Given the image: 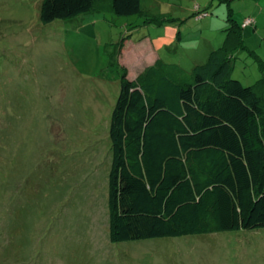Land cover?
Wrapping results in <instances>:
<instances>
[{
  "label": "rangeland",
  "instance_id": "obj_1",
  "mask_svg": "<svg viewBox=\"0 0 264 264\" xmlns=\"http://www.w3.org/2000/svg\"><path fill=\"white\" fill-rule=\"evenodd\" d=\"M42 1L0 0V264H264V229L111 243L107 207L121 60L148 38L190 72L223 44L229 14L254 18L245 45L264 47V0H142L148 15L48 25ZM164 14L175 20L157 25ZM231 57L233 79L261 77L253 54Z\"/></svg>",
  "mask_w": 264,
  "mask_h": 264
},
{
  "label": "trees",
  "instance_id": "obj_2",
  "mask_svg": "<svg viewBox=\"0 0 264 264\" xmlns=\"http://www.w3.org/2000/svg\"><path fill=\"white\" fill-rule=\"evenodd\" d=\"M92 12L145 15L141 0H43L39 18ZM230 18L190 72L158 60L130 80L123 69L109 127L111 243L264 229V61ZM238 51L256 57L253 85L231 77Z\"/></svg>",
  "mask_w": 264,
  "mask_h": 264
},
{
  "label": "crops",
  "instance_id": "obj_3",
  "mask_svg": "<svg viewBox=\"0 0 264 264\" xmlns=\"http://www.w3.org/2000/svg\"><path fill=\"white\" fill-rule=\"evenodd\" d=\"M141 8L143 10L142 0H141ZM261 11H264V7L261 8ZM144 13L147 14V12H145V11H144ZM159 17L172 18L169 14H164L162 16L160 15ZM253 17H254V15H253ZM208 20L211 23V20L210 19H208ZM234 21L238 25H240V26L242 25L240 19L234 20ZM252 32H254V34H253L254 37H259L258 36V34H259L258 23L256 21H255L254 29H252ZM252 32L247 31V27L243 28L244 41H245L246 35L251 36ZM179 35H180V33H179ZM261 38H263V37H261ZM140 46L143 48V50H141V53H139L138 55H134L132 58L127 57L128 60L125 62L122 59L121 63L119 64L123 69H125L126 74H127V78H129L131 80L136 79L147 67L152 66L153 64H155V62H157L160 59L159 54H158V50L155 48L154 44L152 43V41L150 39L144 38V40H142L140 42ZM210 46L212 48H210L211 50H209V51L212 52L213 50L216 49V48H213V46L211 44H210ZM254 51H255L256 55L258 56V58L260 60L264 61L263 60L264 59V54H263L264 53V47H263L262 43L259 44L257 48H254ZM198 64H196V65H198Z\"/></svg>",
  "mask_w": 264,
  "mask_h": 264
},
{
  "label": "built area",
  "instance_id": "obj_4",
  "mask_svg": "<svg viewBox=\"0 0 264 264\" xmlns=\"http://www.w3.org/2000/svg\"><path fill=\"white\" fill-rule=\"evenodd\" d=\"M204 16H207V13H204L200 17H204ZM252 23H253V19L249 18L246 21H244V23L242 24V27H247V26L251 25Z\"/></svg>",
  "mask_w": 264,
  "mask_h": 264
}]
</instances>
